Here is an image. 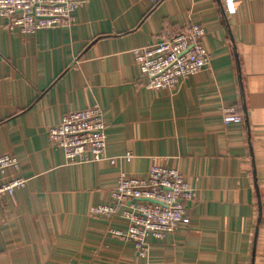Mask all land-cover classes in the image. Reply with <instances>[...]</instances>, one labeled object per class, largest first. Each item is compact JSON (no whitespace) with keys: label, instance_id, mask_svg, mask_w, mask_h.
Returning <instances> with one entry per match:
<instances>
[{"label":"crops","instance_id":"crops-1","mask_svg":"<svg viewBox=\"0 0 264 264\" xmlns=\"http://www.w3.org/2000/svg\"><path fill=\"white\" fill-rule=\"evenodd\" d=\"M71 26L21 35L0 19V156L17 158L0 183V264H264V0H87ZM200 25L209 69L175 89L140 84L132 50ZM98 105L106 157L65 165L48 130ZM233 109L239 124H224ZM59 150V151H58ZM130 155L126 161L124 156ZM175 169L195 194L190 225L149 253L108 232L122 219L91 218L112 205L121 174Z\"/></svg>","mask_w":264,"mask_h":264},{"label":"built area","instance_id":"built-area-1","mask_svg":"<svg viewBox=\"0 0 264 264\" xmlns=\"http://www.w3.org/2000/svg\"><path fill=\"white\" fill-rule=\"evenodd\" d=\"M163 0H153L154 5ZM236 0H224L228 13H234ZM87 0H0V19L10 30L22 35L71 26L75 12ZM203 28L189 23L176 35L161 36L159 41L133 49L132 56L140 72V84L149 91L175 89L190 76L209 69L210 55L203 46ZM224 124L242 123L233 109L222 114ZM107 129L98 105L66 113L48 130V142L61 150L65 165L98 163L106 157ZM128 161L131 156H124ZM19 163L13 155L0 156V176L9 169L17 171ZM27 179L15 177L0 183V198L27 185ZM195 194L181 173L175 169L151 167L145 177L119 176L111 193L112 205L89 209L91 218L111 219L115 215L128 222L126 233L110 231L114 237L133 244L138 256L149 253L148 237L163 239L181 227L190 225L188 204Z\"/></svg>","mask_w":264,"mask_h":264},{"label":"rangeland","instance_id":"rangeland-1","mask_svg":"<svg viewBox=\"0 0 264 264\" xmlns=\"http://www.w3.org/2000/svg\"><path fill=\"white\" fill-rule=\"evenodd\" d=\"M16 31L18 32V33H20L19 32V30L18 29H16ZM178 33V32H177ZM176 33V34H177ZM21 34V33H20ZM175 34V35H176ZM22 35V34H21ZM174 35V34H173ZM51 147H53V145H51ZM54 149H58V148H55V147H53ZM59 151V150H58ZM122 222H123V227H121V228H119V230H121L122 232H124V233H126V231H127V228H128V222H126V221H124V220H122ZM181 228H184V227H181ZM180 229V228H179ZM111 231V229H109L108 230V232H110ZM119 239V241H123V242H125L124 240H122V239H120V238H118ZM128 243H130V242H128ZM131 244V243H130Z\"/></svg>","mask_w":264,"mask_h":264}]
</instances>
